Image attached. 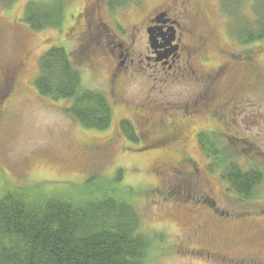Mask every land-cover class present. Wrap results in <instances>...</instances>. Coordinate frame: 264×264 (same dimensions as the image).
<instances>
[{"label":"rangeland","instance_id":"374dc122","mask_svg":"<svg viewBox=\"0 0 264 264\" xmlns=\"http://www.w3.org/2000/svg\"><path fill=\"white\" fill-rule=\"evenodd\" d=\"M52 1L0 0V72L10 78L15 68L23 65L19 90L15 99L6 104L0 122V198L18 188L28 189L34 195H62L78 190L94 176L114 179L121 172L119 186L133 192L131 204L140 220L138 232L155 241L156 258L150 264H264V183L253 202H240L200 144L201 134L209 132L242 170L258 168L264 173V91L254 88L251 72L239 65L226 79L235 89L249 87L245 94L252 106L238 113V125L226 131L229 136H238L237 140L230 138L226 145L228 139L221 133L210 132L214 126L206 114L189 115L186 119L190 122L189 143L185 150L196 161L198 172L188 166L178 171L173 169L177 168L173 165L177 145L169 143L165 149L150 147V135L135 122L140 141L131 143L122 135L120 124L125 111L121 101L129 106L139 105L151 92L149 89L156 87L150 94V105L161 109L164 107L161 104L189 101L197 92V85L180 77L158 83L149 70L134 80L126 79L117 91L118 96H113L108 68L97 63L96 55L92 54L98 52L95 47H87L88 41L93 45L101 41L102 46L98 36L104 33L103 23L117 35V46L128 41L127 32L122 29L140 20L153 8L154 1L125 0L123 5L120 0L119 7L112 8L110 0H66L59 29L35 32L23 22L29 3ZM197 3L202 10L200 30L214 31L207 49L214 55L203 59L202 66L210 69L226 61L214 52L217 47L228 51L251 48L253 56H259L256 59L262 64L264 78V41L247 45L233 36L227 9H223L224 0H197ZM226 4L230 9L231 5ZM78 14L82 21L93 24L82 32V39L69 32ZM138 46L144 47L140 38ZM52 48H63L73 57L84 89L110 97L114 118L108 130L83 127L66 112L72 102H55L39 94L34 82L42 56ZM124 54L126 47L118 48L115 53L118 58ZM163 165L170 171L159 170ZM204 179L215 192L211 199L204 193ZM212 199L216 200V208H212ZM215 209L219 211L216 218Z\"/></svg>","mask_w":264,"mask_h":264},{"label":"trees","instance_id":"16d2710c","mask_svg":"<svg viewBox=\"0 0 264 264\" xmlns=\"http://www.w3.org/2000/svg\"><path fill=\"white\" fill-rule=\"evenodd\" d=\"M123 2L110 0L109 6ZM224 3L235 38L247 45L264 41V0ZM65 4L66 0L31 2L23 22L35 32L59 29ZM245 50L255 59L251 48ZM34 86L42 97L72 102L66 112L83 127L101 132L111 127L110 97L83 88L79 67L65 49L52 48L42 56ZM120 129L131 143L140 141L133 121L123 119ZM200 144L239 201L253 202L264 183L263 171L242 170L209 132L201 134ZM122 177L121 172L114 179L94 176L62 195H34L25 188L6 193L0 198V264H150L156 258L155 241L138 232L133 192L119 186Z\"/></svg>","mask_w":264,"mask_h":264},{"label":"flooded vegetation","instance_id":"af4514ba","mask_svg":"<svg viewBox=\"0 0 264 264\" xmlns=\"http://www.w3.org/2000/svg\"><path fill=\"white\" fill-rule=\"evenodd\" d=\"M153 1V8L146 12L140 20H134L129 28L122 29L127 32L128 41H122L117 46L115 41L118 39L117 35L113 34L109 27L103 23L104 33L103 35L100 33L98 36L102 40V46L101 41L96 45L89 44L88 41L87 47L89 49L95 47L98 52L95 51L92 54L96 55L97 63H103L108 68L107 78L113 96H118L117 91H120V87L125 84L126 79L134 80L149 70L156 76L155 80L158 83H162L163 80L174 81L179 77L185 81H194L192 85H197L198 90L186 102L174 105L171 103L161 104V107L164 106L161 109L151 108L150 94L156 90V87H151L149 89L151 92L143 98L139 105L129 106L124 101L121 103L124 107L125 119L142 126L145 134L150 135V143L162 146V149L167 148L169 143L177 145L176 157H173L174 164L169 163L168 165H175L177 168L173 169H178V171L188 166L198 172L195 167L196 161L186 151L189 143L188 124L190 123L186 120L187 117L192 114H206L214 126V130L210 132L221 133L228 139L226 145L230 138L237 140L238 136H229L226 131H230L238 125L236 121L238 113L241 114L248 106H252L248 103V96L245 94L249 87L240 86L235 89L226 82V79L236 67L243 65L246 70L251 72L254 88L259 87L257 91H264L262 64L256 59L259 56H256L255 59L251 58L245 49L228 51L225 48L217 47L214 52L219 53L221 58L226 61L217 67L206 69L201 63L203 59H208L209 55H214V53L211 54V51L207 52L208 43L213 37L214 31L211 28L210 30H200L199 20L202 10L197 0ZM74 20L75 23L69 27V32L72 36L82 39V32L85 29L87 31L93 24L88 20L82 21L81 14L76 15ZM139 38L144 42L143 48L137 47ZM124 47H126V54L119 58L116 57L117 49ZM241 61L243 63L238 64ZM22 71L23 65L21 64L15 68L14 73L9 75L10 78L0 72V104L4 103L0 108V122L7 110L6 104L15 99L19 90V78ZM3 91H6V94H4V98H1ZM172 110L177 112H172ZM166 142L167 144H164ZM167 167V165H163L158 168L159 170H168ZM189 175H193V173ZM203 182L206 183L204 193L208 195V199L215 197V192L209 181L204 179ZM211 202L212 208H216V200L212 199ZM218 212V209H215L214 217ZM222 215L224 216L225 213L222 212Z\"/></svg>","mask_w":264,"mask_h":264}]
</instances>
